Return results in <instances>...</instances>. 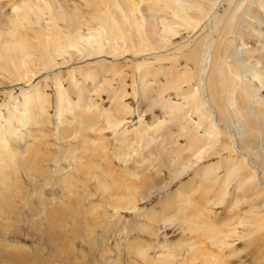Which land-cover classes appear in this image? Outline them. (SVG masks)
I'll return each instance as SVG.
<instances>
[{
    "label": "bare ground",
    "instance_id": "bare-ground-1",
    "mask_svg": "<svg viewBox=\"0 0 264 264\" xmlns=\"http://www.w3.org/2000/svg\"><path fill=\"white\" fill-rule=\"evenodd\" d=\"M223 1V10H218L222 0H0V85H29L39 71H54L80 56L92 59L106 54L118 60L147 55L160 64L133 65L131 83L121 78L122 67L107 66L106 73L124 83L122 97L113 101L114 116L95 110L96 102L91 103L87 92L77 91L74 84L65 89L58 76L52 84L56 92L61 90L56 98L62 125L58 129L53 128L48 111L51 94L41 88L25 99L21 112L13 109L0 117V214L17 197L23 201L35 195L41 212L69 216L73 197L79 195L77 182L84 183V175H90L97 179L102 200H114L111 209L116 212L137 214L139 201L161 195L145 211L156 222L176 208L178 198L191 199L177 227L191 239L171 243L151 259L153 264H264V0ZM181 31L195 38L173 53H160L164 48L172 51L175 43L161 37L174 38ZM137 73L141 81L149 77L138 89ZM138 91L141 100L164 118L160 122L156 117L158 126L153 129L133 133L120 127L127 120L120 117L133 115L125 98ZM33 126L39 129L33 131ZM110 131L116 139L112 151H118L126 167L133 142L147 152L140 155L142 168L150 166L143 172L134 168L136 174L126 168L116 173L108 152ZM90 151L95 165L88 166L84 155ZM7 152L23 164L4 159ZM148 153L156 158H147ZM193 165L182 183L186 187L171 194L173 184ZM67 167L70 174L58 176ZM22 168L34 179L30 191ZM96 168L99 177L91 173ZM193 184L199 185L193 188ZM57 185L72 200L46 198L44 190ZM85 192L81 198L89 195ZM97 208L91 205L84 210L96 218ZM216 209L220 212L214 219L210 214ZM195 211L196 219L191 220ZM217 224L226 229L225 239L212 237L210 244L208 235H219ZM89 226L86 220L74 231ZM85 237L92 239L88 233ZM234 237L245 243L237 248L230 242ZM151 249L138 247L139 257L131 264H147Z\"/></svg>",
    "mask_w": 264,
    "mask_h": 264
},
{
    "label": "rangeland",
    "instance_id": "rangeland-1",
    "mask_svg": "<svg viewBox=\"0 0 264 264\" xmlns=\"http://www.w3.org/2000/svg\"><path fill=\"white\" fill-rule=\"evenodd\" d=\"M221 3L222 4L218 6V10H223L224 1L222 0ZM182 36L184 38H182ZM161 38L166 43L175 42L172 44V51L166 52L167 50L165 48L160 51V53L167 54L173 53L176 50L175 47L186 41L193 40L195 36L192 37V34L187 36L186 31H181L174 38ZM249 46L251 48V44H248L247 47ZM65 57L68 58L69 55H65ZM80 58L81 56L78 58L75 57L68 64L58 66L54 71H39L32 78L29 85L25 86V84L16 83L0 85V117L7 115L8 112L13 109L21 112L25 99L30 97V95H35L36 88H41L44 93L51 94V104L48 107V111L53 118V128L58 129L62 125L58 124L61 113H57L56 98L61 90L56 92L52 85L53 78L58 76L61 78L60 81L64 83L65 89L68 88V84H74L73 88L77 91L80 89L87 92L88 100L91 103L93 101L96 102L94 105L95 110L98 108L102 113L109 112L111 116H114L115 106H113V101L122 97L121 90L124 88V83L121 82L119 78L113 79L110 77V75L106 73L107 66L122 67L121 78L126 79L125 83H131V67L133 65L144 61L155 63L151 66L156 67V65H160L147 55L138 58L126 55L124 58L122 57L118 60L106 54H100L92 59ZM262 64L264 65V60L262 61ZM144 68L146 67L144 66L141 69ZM68 71L70 72L68 73ZM93 71H96L97 73ZM72 74L74 75L72 76ZM1 78L2 77H0V79ZM147 79H149V77H146L145 80ZM245 79L249 81L251 80L249 79V76H245ZM145 80L141 81L139 74L137 73V83H135L136 88H141L142 85H144L143 82ZM104 83H106V85H104ZM128 87L129 92H132V87L129 85ZM101 89H103V91H101ZM90 102H87L85 106L88 107ZM7 104L8 106H6ZM125 104L128 105V110L131 108L134 113L133 115L120 117L127 119L125 123L120 125V127L132 130L133 133L142 131L146 127H151V129L157 127L158 120L156 117L161 119L160 122L163 121L164 116L162 118L160 111L157 112L156 108L151 110L150 105L141 100L139 91L136 96L132 95L125 98ZM23 116H26V114L19 115V117ZM140 118H142L145 123L140 122ZM14 122L16 123L17 121ZM0 124L3 123L0 121ZM36 127L33 126L32 130L35 131L36 129H39V127ZM123 128H120V130H123ZM16 129L22 134L26 133L24 130H21L22 128ZM108 133V137L111 139L108 152L109 157L114 161L113 164L116 168V173H120L121 170L126 168L128 172L130 171L131 173L136 174V169L134 168L142 169L143 172L146 167L150 166L149 164L145 168H142L140 155L142 152L145 153L146 151L142 150L141 145L133 142L130 143L132 149L127 150L131 157L127 158L128 166L126 167L123 160H119L118 151H112L116 139L114 138L112 131ZM24 142L25 141H19L18 139V143L24 144ZM11 145L13 146L14 143ZM74 145L79 147L78 144ZM134 149H138V154L134 153ZM121 150L122 149L120 148L119 151ZM20 153L21 155H24L23 149L20 150ZM80 154V152H77V155ZM89 154H92V152H87V155H84V159H87V162L89 161L87 165H95ZM13 155V152H7L4 159H7V161L11 163L22 165L23 161L18 160L17 157H13ZM146 157L156 158V156L152 157L149 153ZM0 159L2 158L0 157ZM200 161L201 160L199 159L198 163ZM66 163L67 162L63 163L62 166H68ZM78 165L79 164L74 163V166ZM195 167L196 166L193 165L190 170H186V174L182 175V180H177L173 184V192L171 194L177 193L180 186L183 188L186 187L182 183L187 181V173H192ZM69 169L70 167H67V170L58 176L63 175L67 177L71 171ZM82 170L85 171V167H82ZM22 171L25 173L24 180L29 183L27 186H24L29 190L30 186H34V179L31 176L26 175L24 168H22ZM260 171L261 169H259V172ZM91 173L96 174L99 177L100 168H96L95 170L92 169ZM84 176L86 178L84 183L77 182L78 187L76 190L79 195L77 194L73 197V211L69 216H48L46 212H41L38 209L39 202L35 195H33L31 199H27L28 201H22L24 198L17 197L15 202L13 201L12 204L8 206L9 209L5 210L6 213H2L4 216L0 214V264H103L105 262V264H131L139 257V255L136 254L138 247L145 245H150L152 247L149 251V261L147 264H153L151 259H157L165 249L170 247L171 243L183 238L191 239L189 234L181 232V228H177L180 225L178 222L183 220L185 204L191 200L190 198L183 196L182 198H178L176 208L166 214V218H160L158 219V222H156L150 219L151 214L146 213L145 211L150 209V207L156 203L157 199L159 200L161 198V195L160 197L156 196V199L152 201H139L138 209L140 211L137 214H134V211L116 212V210L111 209V204H113L114 200H110L109 197L105 202L102 200L101 194L99 193L100 188L97 187V179H91L90 175ZM261 176V174H258L256 179L260 180ZM141 178L142 174L137 176L136 180H140ZM129 180H133V178H130ZM82 184H84L85 190ZM198 185L199 184H193L191 186L197 188ZM24 191L26 192L25 189ZM85 191H87L89 195L85 198H81L82 194H86ZM44 193H46V198L50 199L52 196H56L55 198L58 201L68 198L66 193H64L62 189H59L58 185L55 187H47V190H44ZM66 199L64 201L69 200ZM74 204H77V206ZM91 205H97L98 207L97 212L95 213L96 218H94L89 212L85 213L84 208L90 207ZM31 208L36 210L34 211L32 209V211ZM201 208L203 207H198L196 211L198 212ZM196 211L191 220L196 219ZM216 211L217 212H212L210 214L214 219L217 218L220 209H216ZM86 220L90 224L89 227L77 228V231H74L77 226L85 223ZM204 221L207 223V220ZM221 225L222 224H217L216 226V231L219 232L218 236L208 235L207 238L209 239L210 244L212 237H221L222 239H225L224 231L226 229H221ZM86 233L90 234L93 240L86 239ZM83 235L86 240L83 238ZM230 242H234V245L237 246V248L245 243L244 240H237L235 237L231 238ZM12 246L21 247L23 251L19 250L18 252L15 248L11 249ZM186 254L187 252L183 253L182 256L184 257ZM170 255H174L173 259L177 261L174 253H171ZM103 257L104 259H102Z\"/></svg>",
    "mask_w": 264,
    "mask_h": 264
}]
</instances>
